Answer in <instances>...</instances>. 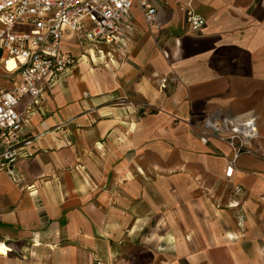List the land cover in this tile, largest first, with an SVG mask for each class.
<instances>
[{
    "label": "crops",
    "instance_id": "crops-1",
    "mask_svg": "<svg viewBox=\"0 0 264 264\" xmlns=\"http://www.w3.org/2000/svg\"><path fill=\"white\" fill-rule=\"evenodd\" d=\"M151 2L122 47L63 33L74 65L16 105L30 154L0 171V264H264V0ZM215 109L257 124L229 176L195 130Z\"/></svg>",
    "mask_w": 264,
    "mask_h": 264
},
{
    "label": "built area",
    "instance_id": "built-area-1",
    "mask_svg": "<svg viewBox=\"0 0 264 264\" xmlns=\"http://www.w3.org/2000/svg\"><path fill=\"white\" fill-rule=\"evenodd\" d=\"M140 7L145 23L152 27L155 6L151 0H0V69L16 73L10 88L0 87V171L13 176V164L29 156V139L21 138L25 118L16 110L22 97L38 102L53 74L68 71L75 57L60 50L63 33L73 32L78 43L122 47L132 25L129 8ZM184 22L198 31L203 18L187 8ZM100 53V50H97ZM12 67L7 69V62ZM164 78L158 88L164 85ZM198 140L225 143L231 151L224 175L229 176L240 154H252L249 142L257 135L250 112L230 114L215 109L205 114L195 128ZM239 192L240 187L234 186Z\"/></svg>",
    "mask_w": 264,
    "mask_h": 264
},
{
    "label": "bare ground",
    "instance_id": "bare-ground-1",
    "mask_svg": "<svg viewBox=\"0 0 264 264\" xmlns=\"http://www.w3.org/2000/svg\"><path fill=\"white\" fill-rule=\"evenodd\" d=\"M7 69H10L12 67V61L9 60L6 64ZM1 252V251H0Z\"/></svg>",
    "mask_w": 264,
    "mask_h": 264
}]
</instances>
